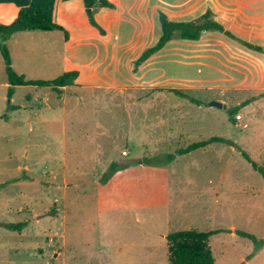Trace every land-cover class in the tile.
<instances>
[{
  "label": "rangeland",
  "instance_id": "rangeland-1",
  "mask_svg": "<svg viewBox=\"0 0 264 264\" xmlns=\"http://www.w3.org/2000/svg\"><path fill=\"white\" fill-rule=\"evenodd\" d=\"M135 32L145 36H135L139 44L132 49L150 43L151 33ZM22 64L16 58L17 69ZM7 82L0 50V113L11 105ZM34 91L20 88L14 105L26 104ZM180 93L164 91L155 98V91L137 92L145 102L123 107L116 97L95 105L86 91V102L77 109L69 99L66 129L57 125L50 132L17 136L0 126V264H169L167 236L188 230L222 231L210 241L216 264L249 258L264 264V174L241 152L264 169V93ZM197 100L205 103L203 109ZM218 100L227 109L211 108ZM235 112L244 117L239 124ZM172 131L177 135L168 136ZM181 132L188 137L180 138ZM211 138L223 141L177 155ZM140 143L144 154L135 151ZM108 155L136 166L99 190L109 170L100 166ZM172 155L175 160L167 163ZM147 159L161 165H147ZM216 188L222 191L214 193ZM21 223H27L22 232L8 229Z\"/></svg>",
  "mask_w": 264,
  "mask_h": 264
},
{
  "label": "crops",
  "instance_id": "crops-1",
  "mask_svg": "<svg viewBox=\"0 0 264 264\" xmlns=\"http://www.w3.org/2000/svg\"><path fill=\"white\" fill-rule=\"evenodd\" d=\"M107 1L112 7L96 6L90 10L94 12L98 27L91 24L83 0L59 1L55 20L64 30L55 31L62 35L54 34L55 31L20 32L5 42L8 49L12 44L16 47L17 50L12 48L14 53L10 54L12 66L27 80L53 81L72 71H77L79 76L74 86L59 89L16 87L11 105L0 113V126L15 131L17 136L27 132H50L57 125H63L66 129L69 99H74L77 109L86 102V91L95 105L100 98L116 97L121 100L123 107L142 105L145 102V97L142 99L137 92L155 91V98H160L161 92L171 90L195 92L209 89L221 94L225 91L264 93V53L246 46L250 44L264 49V0ZM18 12L14 5H0V23L10 25L17 18ZM208 12L232 37L218 31H206L199 40L173 39L138 65L136 60H140L160 42L163 36V15L171 22L191 23ZM137 30L151 33L152 38L150 43L132 49L131 46L139 44H134L133 38L136 36L144 39L145 36L135 32ZM16 58L23 61L19 69L16 67ZM6 87L9 92L8 82ZM24 87H32L35 94L27 96L26 104L14 105L18 91ZM39 91L43 94L40 95ZM70 91L76 92L72 94ZM197 101L200 102L198 107L203 109L205 103ZM218 101L223 105L226 103L224 100ZM12 107L16 109L12 110ZM238 115L242 116L241 113ZM176 135L173 131L168 134ZM178 135L180 138L187 136L182 132ZM233 149L236 150L235 147ZM135 151L144 154L147 149L142 144ZM261 156H264V149L261 150ZM116 162L108 155L100 167L108 166L109 169V165ZM130 164L136 166L134 161ZM139 165H143L142 162L139 161ZM141 170L145 171L146 166L143 165ZM116 176L105 185L100 181L98 189L101 190L103 186H106L103 190L108 188ZM217 189L222 191L216 188L213 192ZM252 260L247 259L242 264H251Z\"/></svg>",
  "mask_w": 264,
  "mask_h": 264
},
{
  "label": "trees",
  "instance_id": "trees-1",
  "mask_svg": "<svg viewBox=\"0 0 264 264\" xmlns=\"http://www.w3.org/2000/svg\"><path fill=\"white\" fill-rule=\"evenodd\" d=\"M59 1H70V0H0V5H14L18 8L17 18L10 24L4 25L0 23V39L2 43L0 45L1 52L6 65V75L8 78V83L10 84L8 99H12L15 93L16 87L21 86H37V87H54L55 89L74 86L76 80L79 76L77 71L67 72L61 77L53 81H30L27 80L25 76L18 74L12 66V58L9 49L5 42L10 39L16 33L20 32H51L55 30L64 29L56 23V10ZM87 9L93 10L96 6L101 7H112V4L107 0H83ZM90 22L94 27H98L94 20L93 11L89 13ZM166 19L162 16V22ZM177 28L178 33H173L172 29ZM206 31H218L232 37V35L227 32L223 26L215 22L212 18V14L201 17L195 22L191 23H173V22H163V32L160 42L154 48L148 50L138 61V65L146 61L152 54L161 50L168 42L173 39L182 40H199L202 33ZM250 49L264 53V49L261 47H256L250 44H246ZM181 94L180 92H177ZM194 101V100H193ZM195 102V101H194ZM197 104H200L197 102ZM14 107L11 109L13 110ZM16 109V108H14ZM238 114L235 112L236 115ZM232 122H235L234 117H232ZM220 138H211L208 141L195 143L190 145L188 148L178 151L177 155L182 156L192 153L198 149L205 148L213 143L222 142ZM237 148V147H236ZM242 154L251 163L254 169H260L264 174V169H261L256 162H254L248 153L242 151ZM176 158L175 155L168 156L166 162H172ZM147 165H161L160 161L155 160H145ZM133 164H123V163H113L109 170L103 175L101 183L103 185L107 184L115 175L118 173L129 169ZM11 180V183H14ZM27 227V223L8 225V229L11 231L22 232V230ZM222 231H209L201 232L196 230L180 231L175 232L167 236L168 242V252H169V264H216V259L211 247V238ZM237 234L252 240L255 244L258 240L255 236L237 231ZM261 246H263V243ZM250 259V258H249Z\"/></svg>",
  "mask_w": 264,
  "mask_h": 264
},
{
  "label": "water",
  "instance_id": "water-1",
  "mask_svg": "<svg viewBox=\"0 0 264 264\" xmlns=\"http://www.w3.org/2000/svg\"><path fill=\"white\" fill-rule=\"evenodd\" d=\"M211 107H216V108H219V109H227V106H225V105H223L222 103H219V102L211 103Z\"/></svg>",
  "mask_w": 264,
  "mask_h": 264
},
{
  "label": "built area",
  "instance_id": "built-area-1",
  "mask_svg": "<svg viewBox=\"0 0 264 264\" xmlns=\"http://www.w3.org/2000/svg\"><path fill=\"white\" fill-rule=\"evenodd\" d=\"M243 121V118H242V116L241 115H237L236 116V122L239 124V123H241ZM248 126L245 124L244 126H243V128L244 129H246ZM124 154H126V153H124Z\"/></svg>",
  "mask_w": 264,
  "mask_h": 264
}]
</instances>
